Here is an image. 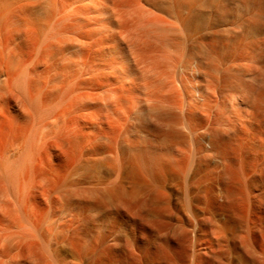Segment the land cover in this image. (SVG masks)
Returning <instances> with one entry per match:
<instances>
[{"label":"rangeland","instance_id":"rangeland-1","mask_svg":"<svg viewBox=\"0 0 264 264\" xmlns=\"http://www.w3.org/2000/svg\"><path fill=\"white\" fill-rule=\"evenodd\" d=\"M36 1L38 16L50 13L49 0ZM210 1L211 24L182 56L208 63L212 75L200 73L188 99L197 106L192 153L173 170L153 156H82L58 140L46 158L39 121L51 116L54 140L68 124L55 117L59 100L36 103L33 133L20 132L23 152L12 162L20 174L10 163L11 187L0 192L1 264H264V0ZM53 27L39 50L56 38Z\"/></svg>","mask_w":264,"mask_h":264},{"label":"bare ground","instance_id":"bare-ground-1","mask_svg":"<svg viewBox=\"0 0 264 264\" xmlns=\"http://www.w3.org/2000/svg\"><path fill=\"white\" fill-rule=\"evenodd\" d=\"M49 1L50 13L40 17L36 0H0V192L23 152L20 132L33 133L36 103L46 107L53 99L62 103L55 117L64 116L68 129L52 139L53 120L43 115L40 144L46 158L59 140L62 147L77 146L82 156L112 154L122 161L153 156L167 161L164 169H177L197 142V106L188 99L200 92V73L208 82L212 77L208 63L182 56L200 26L211 24L206 10L211 1ZM52 21L57 36L39 50L38 39ZM203 100L208 110V97ZM36 160L32 156L25 174ZM14 165L12 171H18Z\"/></svg>","mask_w":264,"mask_h":264}]
</instances>
